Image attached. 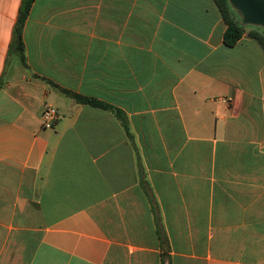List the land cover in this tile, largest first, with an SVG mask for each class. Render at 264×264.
I'll return each mask as SVG.
<instances>
[{"label": "crops", "instance_id": "0c3cea01", "mask_svg": "<svg viewBox=\"0 0 264 264\" xmlns=\"http://www.w3.org/2000/svg\"><path fill=\"white\" fill-rule=\"evenodd\" d=\"M20 3L0 0V264H264L262 45L227 46L213 0H34L23 67Z\"/></svg>", "mask_w": 264, "mask_h": 264}, {"label": "trees", "instance_id": "16d2710c", "mask_svg": "<svg viewBox=\"0 0 264 264\" xmlns=\"http://www.w3.org/2000/svg\"><path fill=\"white\" fill-rule=\"evenodd\" d=\"M33 1L34 0H21L18 15L13 29L12 39L9 45V53L18 56L23 67H27L23 42V28ZM213 1L216 3L220 14L226 24V28L223 34V41L227 46L234 45L240 39L242 34L247 33L249 36L255 38L264 49L263 28L257 26L259 28H255L254 30H247V28L251 25L243 23L241 16H237L233 13V7L231 6L228 0ZM257 30H259V32ZM54 86L66 96L74 99L77 103L89 104L104 109H112L110 105L95 98L85 97L70 90L58 87L56 85Z\"/></svg>", "mask_w": 264, "mask_h": 264}, {"label": "water", "instance_id": "95a60500", "mask_svg": "<svg viewBox=\"0 0 264 264\" xmlns=\"http://www.w3.org/2000/svg\"><path fill=\"white\" fill-rule=\"evenodd\" d=\"M238 11L242 22L264 29V0H228Z\"/></svg>", "mask_w": 264, "mask_h": 264}, {"label": "built area", "instance_id": "2783aa9c", "mask_svg": "<svg viewBox=\"0 0 264 264\" xmlns=\"http://www.w3.org/2000/svg\"><path fill=\"white\" fill-rule=\"evenodd\" d=\"M43 119L44 122L48 125L52 120H54L57 116V111L54 107L52 106H47L44 110H43Z\"/></svg>", "mask_w": 264, "mask_h": 264}, {"label": "rangeland", "instance_id": "374dc122", "mask_svg": "<svg viewBox=\"0 0 264 264\" xmlns=\"http://www.w3.org/2000/svg\"><path fill=\"white\" fill-rule=\"evenodd\" d=\"M233 10V13L235 14V15H237V16H239L240 14L238 13V11L237 10H235L234 8L232 9ZM250 28H259V27H257V26H249Z\"/></svg>", "mask_w": 264, "mask_h": 264}]
</instances>
